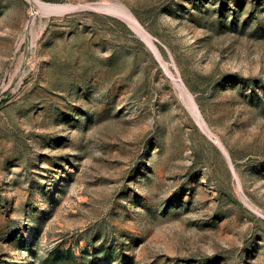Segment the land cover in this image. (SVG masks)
Listing matches in <instances>:
<instances>
[{
  "label": "rangeland",
  "instance_id": "1",
  "mask_svg": "<svg viewBox=\"0 0 264 264\" xmlns=\"http://www.w3.org/2000/svg\"><path fill=\"white\" fill-rule=\"evenodd\" d=\"M263 215L264 0H0V264H264Z\"/></svg>",
  "mask_w": 264,
  "mask_h": 264
},
{
  "label": "bare ground",
  "instance_id": "2",
  "mask_svg": "<svg viewBox=\"0 0 264 264\" xmlns=\"http://www.w3.org/2000/svg\"><path fill=\"white\" fill-rule=\"evenodd\" d=\"M38 4H39V6L41 7V8H45V9H47V10H51V12L52 11H54V12H62V11H66V10H72V9H74L75 7L74 6H72V5H60V4H46V3H41V2H39L38 1ZM103 4V3H102ZM37 5V4H36ZM117 5V4H116ZM104 6H105V4H104ZM110 7V6H109ZM116 7V6H115ZM104 8V7H103ZM95 9V8H94ZM123 9V8H122ZM126 9V8H125ZM114 10V9H113ZM49 12V11H48ZM121 13H122V15H123V17H124V19L142 36V38L144 39V41L146 42V44H147V46L150 48V50L153 52V54L155 55V57L158 59V60H160V57H159V55H160V53H159V55H158V53H157V50H156V46H154V44H153V37H151L146 31H145V29H143L142 27H141V25L138 23V21L135 19V17H133L129 12H127L126 10H122L121 11ZM52 14V13H51ZM156 47V48H155ZM162 61V60H161ZM163 62V61H162ZM163 65V64H162ZM165 66H166V64H165ZM167 67V66H166ZM163 69V68H162ZM164 71H165V73L170 77V79L171 80H173L174 82H176L177 83V85H178V87H180V89H182V91L185 93V95L187 96V98H188V101H189V104H190V106H191V108L193 109V111H194V113H195V117H196V121H197V123L200 125V127L203 129V130H205L208 134H209V136L210 137H212L215 141H216V143L220 146V142H219V140H218V138H216L215 136H213L209 131H208V129L209 128H207L208 127V125L206 126V124H205V122H204V120L201 118V116L199 115V113H198V109H196V106H195V104H194V102L192 101V98H191V96L189 95L190 94V92L188 93V91L186 90V88H185V86L183 85V83L181 82V81H179L177 78H176V76L177 75H174L173 73H171L170 71H169V69L168 68H164ZM181 94V93H180ZM183 96V95H182ZM186 98V97H185ZM198 108V107H197ZM190 110V109H189ZM195 120V119H194ZM195 121V122H196ZM206 135V134H205ZM207 136V135H206ZM213 140V141H214ZM222 145V144H221ZM223 147V146H222ZM224 148V147H223ZM222 148V149H223ZM231 172H232V170H231ZM233 173V176L237 179V176L238 175H236V173L233 171L232 172ZM238 180V179H237ZM238 188H240V185H239V183H238ZM237 188V189H238ZM239 193V192H238ZM245 197V196H244ZM244 200H246V199H244ZM243 200V201H244ZM249 204V203H248ZM252 206V205H251ZM250 206V207H251ZM255 208V207H254ZM256 209V208H255ZM258 211V210H257ZM264 216V215H263Z\"/></svg>",
  "mask_w": 264,
  "mask_h": 264
}]
</instances>
